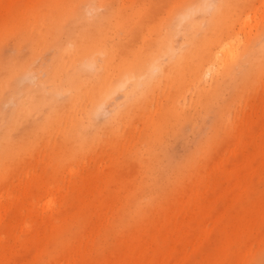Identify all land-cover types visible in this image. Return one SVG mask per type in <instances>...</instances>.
I'll list each match as a JSON object with an SVG mask.
<instances>
[{"label":"rangeland","instance_id":"obj_1","mask_svg":"<svg viewBox=\"0 0 264 264\" xmlns=\"http://www.w3.org/2000/svg\"><path fill=\"white\" fill-rule=\"evenodd\" d=\"M1 1L5 5L0 6V56H7L17 51L18 32L2 30L1 25L8 14L38 1ZM106 1L93 0V7L101 11ZM219 1L196 0L192 14L179 25L175 21V44L190 46L202 37ZM176 4L177 0L134 2L140 13L151 8L159 18L168 17V8ZM232 4L238 16L228 60L246 73L240 80L220 78L218 83L208 78L215 87L216 107L200 108L202 83L185 90L177 84L159 90L140 115L131 113L117 129L97 136L92 126L85 129L79 123L83 101L69 110L65 106L66 118L52 129L41 127L43 111L25 108L14 122L15 97L2 103L0 130L12 123L14 136L24 135V148L0 160V203H6V211H22L15 214L18 217L11 212L10 224L0 223L2 264L43 262L34 239L51 241L53 225L45 220L55 217L53 211L81 214L66 223L56 219L70 242L65 256H46L53 264H127L124 260L134 238L148 237L162 245L171 240L182 245L163 246L168 258L160 264H264L263 139L254 134L243 137L248 129H264V0ZM24 51L27 48L21 45L20 52ZM57 51H47L33 62L36 81L24 86L21 96L33 95L38 83L51 84L44 69L49 71ZM96 58L100 61L101 56ZM53 84V102L65 105L71 93L65 79ZM126 92L117 90L105 104L109 116L99 112L94 121L102 124L123 109ZM167 95L187 102L198 114L157 141L150 131ZM220 104L224 107L218 111ZM51 114L55 116L54 111ZM214 117L220 120L211 127ZM83 211L90 214L82 218ZM80 255L87 261L82 262Z\"/></svg>","mask_w":264,"mask_h":264},{"label":"bare ground","instance_id":"obj_2","mask_svg":"<svg viewBox=\"0 0 264 264\" xmlns=\"http://www.w3.org/2000/svg\"><path fill=\"white\" fill-rule=\"evenodd\" d=\"M37 1L24 5V10L8 14L1 25L2 30L12 29L18 32L17 51L0 56V112L2 103H9V96L15 97V100H11L17 104V108L12 111L14 122L21 119L25 108L32 107L44 112L41 127L46 129L52 126V129L59 125L61 119L66 118L65 106V110H69L78 101H83L84 109H81L79 123L85 129L92 126L94 134L98 136L103 130L117 129L122 119L130 117L131 113L140 115L152 103L159 90L177 84L185 90L191 85L202 83L204 92L200 96L203 106L200 108L206 109L213 105L216 107V96L213 93L215 87L208 78L216 79V83L220 82V78H245L243 74L246 72L238 69L236 62L230 63L228 60V55L234 51L235 43L229 39L238 16V12L232 8L233 0H220L213 6L212 17L204 35L186 47L175 44L173 27L177 29V23L179 25L192 14L196 0H177L175 7L168 8L171 13L164 18L157 17L151 8L140 13L134 5L136 0H131V3L107 0L102 3L101 11L93 7V0ZM3 5L5 4L0 0V6ZM68 44H73V47L69 48ZM21 45L27 51L20 52ZM52 49L58 51L51 56L49 71L48 67L44 69L51 84L43 86L38 83L33 95L21 96L24 86L28 88L30 82L36 81L33 62ZM96 55L101 56L100 61ZM174 57L176 59L171 60ZM162 59L164 62L161 63ZM62 78L71 93L65 105L56 106L52 100L55 93L53 82ZM119 89L127 91L124 108L105 119L102 124L96 123V113L103 112L106 117L109 116L105 109L106 101ZM167 97V103L152 122L150 135L157 141L198 114V111L191 112L187 102L182 99L178 100L172 95ZM223 107V104L218 105V111ZM52 111L55 116H52ZM219 120L220 117H214L211 127ZM13 129L14 125L9 123L0 130V160L4 154L13 155L24 148V135L17 138ZM246 134L260 136L264 150L263 128L248 129L243 137ZM80 136H85V133ZM7 209L6 203H0V223L10 224L12 219L8 216L11 212L12 215L22 214V211H6ZM53 212L55 217L51 215L45 220L46 225H53L51 241L38 237L34 239V247L42 252L41 264H53L46 256H65L63 253L68 250L66 248L70 241L65 228L58 222L62 220L66 223L70 217L78 220L81 216L78 211ZM83 213L82 218L90 214L89 211ZM31 229L28 230L32 231ZM151 238L154 239L134 238L126 255L128 259L124 262L160 264L168 258V255H164L163 246L174 249L182 246L172 240L162 245ZM2 247L0 239V250ZM80 257L82 262L87 261L84 256ZM2 263L3 258L0 257V264Z\"/></svg>","mask_w":264,"mask_h":264}]
</instances>
